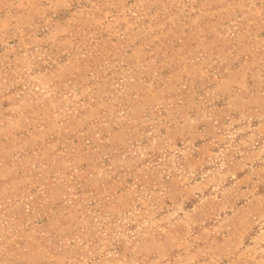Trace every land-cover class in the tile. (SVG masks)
<instances>
[{"label":"rangeland","instance_id":"obj_1","mask_svg":"<svg viewBox=\"0 0 264 264\" xmlns=\"http://www.w3.org/2000/svg\"><path fill=\"white\" fill-rule=\"evenodd\" d=\"M0 264H264V0H0Z\"/></svg>","mask_w":264,"mask_h":264}]
</instances>
